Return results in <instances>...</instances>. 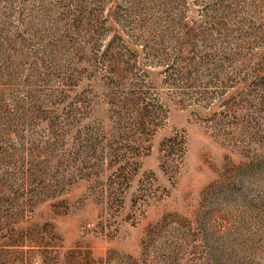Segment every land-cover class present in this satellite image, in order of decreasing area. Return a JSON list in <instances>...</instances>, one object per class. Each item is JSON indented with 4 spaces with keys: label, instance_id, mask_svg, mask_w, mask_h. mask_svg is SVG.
Listing matches in <instances>:
<instances>
[{
    "label": "rangeland",
    "instance_id": "obj_1",
    "mask_svg": "<svg viewBox=\"0 0 264 264\" xmlns=\"http://www.w3.org/2000/svg\"><path fill=\"white\" fill-rule=\"evenodd\" d=\"M0 264H264V0H0Z\"/></svg>",
    "mask_w": 264,
    "mask_h": 264
},
{
    "label": "trees",
    "instance_id": "obj_2",
    "mask_svg": "<svg viewBox=\"0 0 264 264\" xmlns=\"http://www.w3.org/2000/svg\"><path fill=\"white\" fill-rule=\"evenodd\" d=\"M141 22V26L143 28H152L151 26L153 25V23L151 22V20L145 18L140 20ZM151 24V26H150ZM116 120L114 122L113 125V133L114 134H118L119 136H125L127 135V127L124 124V117L122 115L121 111H116ZM144 118H140V119H136V121H131V124H133L135 126V128H137L138 131L140 132H146V131H151L149 128H147L146 125V120H143Z\"/></svg>",
    "mask_w": 264,
    "mask_h": 264
}]
</instances>
